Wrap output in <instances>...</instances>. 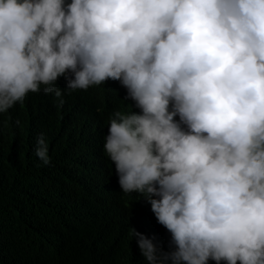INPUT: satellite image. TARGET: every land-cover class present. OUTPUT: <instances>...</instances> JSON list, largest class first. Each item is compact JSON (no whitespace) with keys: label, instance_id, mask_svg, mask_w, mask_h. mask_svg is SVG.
Returning <instances> with one entry per match:
<instances>
[{"label":"clouds","instance_id":"9594fccd","mask_svg":"<svg viewBox=\"0 0 264 264\" xmlns=\"http://www.w3.org/2000/svg\"><path fill=\"white\" fill-rule=\"evenodd\" d=\"M35 100L141 204L146 264H264V0H0V117Z\"/></svg>","mask_w":264,"mask_h":264},{"label":"trees","instance_id":"16d2710c","mask_svg":"<svg viewBox=\"0 0 264 264\" xmlns=\"http://www.w3.org/2000/svg\"><path fill=\"white\" fill-rule=\"evenodd\" d=\"M114 106L125 104L115 100ZM99 116L106 124L109 109L101 108ZM3 117L0 264H146L129 232L140 231L136 215L142 206L130 208L118 181L95 160L88 137L74 143L69 123L56 129L53 110L41 100L23 107L19 124ZM41 134L49 145L48 166L35 156ZM92 176L98 189L88 192L84 179Z\"/></svg>","mask_w":264,"mask_h":264}]
</instances>
